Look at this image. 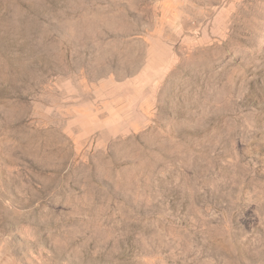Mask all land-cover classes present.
Instances as JSON below:
<instances>
[{"label":"rangeland","instance_id":"obj_1","mask_svg":"<svg viewBox=\"0 0 264 264\" xmlns=\"http://www.w3.org/2000/svg\"><path fill=\"white\" fill-rule=\"evenodd\" d=\"M0 264H264V0H0Z\"/></svg>","mask_w":264,"mask_h":264}]
</instances>
